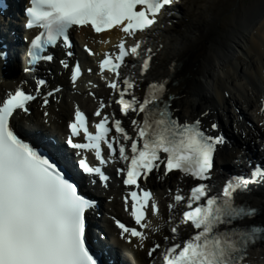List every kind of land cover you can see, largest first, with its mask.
I'll use <instances>...</instances> for the list:
<instances>
[{"label": "snow or ice", "instance_id": "snow-or-ice-1", "mask_svg": "<svg viewBox=\"0 0 264 264\" xmlns=\"http://www.w3.org/2000/svg\"><path fill=\"white\" fill-rule=\"evenodd\" d=\"M178 3L180 0H30L25 9V27L42 31L31 40L27 52L29 65L52 62V54L42 55L49 47L62 45L65 55L71 57L73 44L69 33L73 28L90 26L96 33L112 29L122 32L117 51L104 53L99 69L102 78L105 71L114 74L107 86L119 97L115 101L119 112L140 117L131 119L135 135L129 134L115 114L102 115L106 105L101 102L94 113L101 117L94 125L95 134L88 130L87 118L77 108L69 123L66 145L75 150L78 168L90 183H95L92 177L98 176L107 186L109 177L100 166L89 164L87 152H94L99 165H106L109 160L101 149L106 144L110 159L124 162L125 167L118 168V174L125 176V185L139 190L130 191L125 197V210L130 198V214L138 227H128L119 220L116 224L121 238L130 244L136 238L139 248L149 240L145 231L152 228L149 211L153 216L159 215L153 194L141 188L140 181H147L152 173L159 172L161 165L164 176L179 171L198 181L187 197L177 189L174 202L168 205L172 214L169 221L176 225L171 228V236L163 237L169 242L167 247L155 243L148 248L152 264H242L248 247L264 241V225H245L243 221L264 213L246 201L237 204L236 197L250 194L252 185L264 184V166H254L247 176H230L214 193V185L207 182L212 179L217 146L225 143V139L208 134L199 118L180 123L174 116L175 97L170 94V84L179 70L176 63L169 66L168 77L147 83L142 98L135 94L139 81L132 76L121 78L123 67H136L129 65V57H142L139 75L148 73L154 53L151 48L142 47L145 41L138 34L151 31L161 14L170 15V6ZM6 8L7 4L0 0V11ZM128 38L134 40L130 46ZM85 50L96 55L87 46ZM0 63L6 64L3 51ZM60 64L69 68L67 60L62 59ZM81 74L76 63L70 77L74 86ZM46 85V80L39 79L32 92L18 87L14 94L0 98V264H101L90 250L86 236L87 212L96 207L95 201L79 191L77 183L67 178L51 155L25 142L14 131L12 121L30 115V102L40 97L41 107L46 109L49 97L60 91L56 88L41 95ZM260 111L264 114V99ZM43 116L47 124L49 113L44 111ZM211 128L215 130L217 125L213 123ZM113 129L115 135L109 137ZM81 134L86 142L75 141ZM181 206L184 210L176 211ZM181 226L193 230L186 239L178 235Z\"/></svg>", "mask_w": 264, "mask_h": 264}, {"label": "bare ground", "instance_id": "bare-ground-1", "mask_svg": "<svg viewBox=\"0 0 264 264\" xmlns=\"http://www.w3.org/2000/svg\"><path fill=\"white\" fill-rule=\"evenodd\" d=\"M169 11L177 16L169 15L164 20L166 24L171 21L174 24L171 27L165 25L162 30L150 35V42L154 41L152 45L161 51L162 56L155 54L148 74L137 78L140 87L136 94L143 90L146 82L168 77L169 66L175 62L179 69L172 81L175 84L171 86V93L176 95L173 103L175 115L181 120L199 118L203 125L218 120L223 131L227 129L235 138L232 128L238 127L236 110L240 106L250 104V108L253 107L252 115L256 123L261 117L258 99L264 95V0H251L246 5L243 0H186L181 7H171ZM183 14L185 17L179 18V15ZM81 33L86 34V30L81 29ZM113 35L116 33L108 36ZM248 60L249 66L245 64ZM66 76L62 73L60 79L65 81ZM106 92L104 89L97 90V97H105ZM75 104L85 109L95 105L84 93L74 96L71 100L62 96L59 102L52 101L46 109L40 110L36 105L32 118L43 131L50 132L51 127L60 129L59 121L64 122L70 117L71 108ZM44 111L49 113L47 124L44 122ZM204 113L207 115H203ZM229 115L231 117H228ZM244 132V138L239 137L241 142L236 140V149L226 146L221 148L217 157L218 169L224 167L229 160L236 159L240 153H245L257 140L264 139V128L244 129ZM158 176L160 179L157 181L155 176L151 186L155 188L159 199L168 197L164 192L167 188L182 189L189 185L187 179L176 175L168 178H163L160 174ZM106 193L112 196V200L109 204L105 200L101 201L103 214L109 217L124 216L115 191L111 189ZM247 200L264 213V188L253 189ZM171 215L165 212L161 214L166 218ZM258 218L264 223V214H260ZM154 219L151 217L152 222ZM105 222V231L108 234L117 233L109 221L105 219ZM157 225L159 231L150 235L147 242L161 243V237L171 236L166 228L174 226L175 222ZM185 230L186 228L180 227L178 235L181 236ZM136 245L137 241H133L130 248L137 264H152V258H146L144 251ZM250 259L255 264H264V243L256 247L242 264H248Z\"/></svg>", "mask_w": 264, "mask_h": 264}, {"label": "rangeland", "instance_id": "rangeland-1", "mask_svg": "<svg viewBox=\"0 0 264 264\" xmlns=\"http://www.w3.org/2000/svg\"><path fill=\"white\" fill-rule=\"evenodd\" d=\"M185 1V0H184ZM251 0H243V2H244V5H246V4H248L249 2H250ZM182 13V12H181ZM180 16H183V15H180ZM184 17H185V15H184ZM169 27H171V26H169ZM161 54L159 53V54H157V56L159 57ZM245 64H247L248 66H249V60L248 61H245ZM250 65H251V63H250ZM246 68V67H245ZM254 91H255V89H254ZM242 107V106H241ZM223 115V114H222ZM237 116V115H236ZM250 261V262H249ZM248 261V264H255L254 262H251L252 260L250 259Z\"/></svg>", "mask_w": 264, "mask_h": 264}]
</instances>
